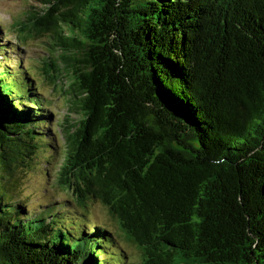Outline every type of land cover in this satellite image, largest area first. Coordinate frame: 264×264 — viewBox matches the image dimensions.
Wrapping results in <instances>:
<instances>
[{
	"label": "trees",
	"instance_id": "16d2710c",
	"mask_svg": "<svg viewBox=\"0 0 264 264\" xmlns=\"http://www.w3.org/2000/svg\"><path fill=\"white\" fill-rule=\"evenodd\" d=\"M41 1L11 27L53 40L81 114L54 130L67 209L16 198L58 114L1 22L0 264H128L95 202L141 264H264V0Z\"/></svg>",
	"mask_w": 264,
	"mask_h": 264
},
{
	"label": "rangeland",
	"instance_id": "374dc122",
	"mask_svg": "<svg viewBox=\"0 0 264 264\" xmlns=\"http://www.w3.org/2000/svg\"><path fill=\"white\" fill-rule=\"evenodd\" d=\"M44 7L45 5L41 0H0V23L2 22L4 25V40L14 47V51H22L23 62H21V65H25L24 68L26 67L36 78L38 89L42 91L46 100L45 103L49 106L50 111L58 114L57 119H53L49 125L52 127L47 136L49 143H46L42 150L37 151L29 167L19 165L18 170H16V175L20 179L18 185L19 191L23 195H17L16 198L21 203H26L27 208L35 209L36 211L55 202L53 207L57 206L55 207L56 210L62 213L67 209V196L61 189L50 188L47 185V182H51L53 175L57 172L56 167L60 161L61 152L64 150L62 146L64 139L61 134H55L54 130L60 133L70 121L80 119L81 114L74 107L73 96L67 92H63L62 86L51 80V75L57 76L59 68H64L61 66V63L64 62L60 61V63L57 61L59 60L60 52L56 53L53 48L50 53L48 52V49L50 50L51 48L49 44L53 40L44 36H31L25 39L23 36L24 32L11 27L12 22L17 20L21 14L24 16H28L33 12L42 14L41 9ZM27 59H34L35 61L28 62ZM17 61L19 62L20 59L17 58ZM62 75L60 80L68 85V91H70L74 83V77L66 71ZM59 124H62L63 127ZM43 189H46L47 192L42 191ZM92 208L93 210L88 212V219L97 217L105 220L110 229L116 231L118 245H121L127 251L128 264H141V253L116 228L114 221L108 216L106 208L98 202H95Z\"/></svg>",
	"mask_w": 264,
	"mask_h": 264
},
{
	"label": "water",
	"instance_id": "95a60500",
	"mask_svg": "<svg viewBox=\"0 0 264 264\" xmlns=\"http://www.w3.org/2000/svg\"><path fill=\"white\" fill-rule=\"evenodd\" d=\"M159 94V93H158ZM158 98V102L160 103V105H159V108L160 109H167V111H168V113L170 114V112H169V109L167 108V106L166 105H164L163 104V101L164 100H162L161 98H160V96L159 97H157ZM163 115H164V119H165V121L167 122V123H169L171 126H173V124H176V123H178L179 122V120L181 121V119L182 118H178V117H176L177 119H175V118H172L170 115H166L165 113H163Z\"/></svg>",
	"mask_w": 264,
	"mask_h": 264
}]
</instances>
